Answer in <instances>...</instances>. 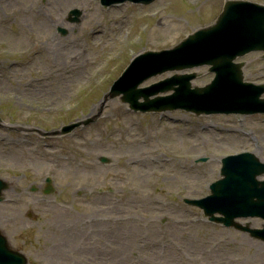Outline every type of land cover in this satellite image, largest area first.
<instances>
[{
  "label": "rangeland",
  "instance_id": "rangeland-1",
  "mask_svg": "<svg viewBox=\"0 0 264 264\" xmlns=\"http://www.w3.org/2000/svg\"><path fill=\"white\" fill-rule=\"evenodd\" d=\"M223 2L156 0L150 5L127 3L121 9L98 10V3L89 0H0V62L10 65L14 60H28L37 49L43 51L33 67L9 73L0 69V135L5 140L8 136L39 137L59 129L63 121L97 113L99 117L79 139L68 143L70 152L80 155L68 164H61L57 155L34 153L28 147L7 148L5 140L0 143V179L12 185L7 194L15 195L17 187L23 191L32 185L41 190L45 178L53 177L55 191L41 204H26L28 195L19 206L0 204V227L13 246L27 255L28 264H264V241L210 222L201 209L184 201L210 193L208 187H202L205 171L210 175L217 171L207 184L220 178L217 163L187 170L195 156H206L209 162L246 149L254 150L264 162V115L168 112L192 119V126L174 125L166 119L158 124L159 115L124 117L120 99L107 96L121 68H105L104 62L102 66L98 62L105 61L111 45L127 44L130 24L142 23L143 14L147 25H152L136 47L128 48L121 59L123 65L147 49L177 45L185 35L215 19ZM74 8L82 12L79 22L67 17ZM152 15L157 18L151 19ZM110 21L114 22L111 31L104 28ZM95 25L103 29L104 36L98 32L91 39L89 33ZM59 26L67 33H60ZM236 61L246 62L245 80L264 82L262 52ZM95 64L105 72L90 78L89 70ZM50 69L57 72L55 76L47 77ZM207 69L201 66L181 72ZM115 71L118 73L110 74ZM176 73L155 75L140 87L157 89L160 81ZM212 77L193 80L194 86H203ZM167 93L153 94L152 99ZM109 112L112 120H108ZM204 124L210 131L198 134L189 130ZM48 138L56 145L65 143L57 136ZM153 153L182 158L167 166L145 158L133 167H127L125 160L106 166L97 159L100 155L138 158ZM93 216L101 217L100 222H94ZM238 221L264 226L260 218Z\"/></svg>",
  "mask_w": 264,
  "mask_h": 264
},
{
  "label": "water",
  "instance_id": "water-1",
  "mask_svg": "<svg viewBox=\"0 0 264 264\" xmlns=\"http://www.w3.org/2000/svg\"><path fill=\"white\" fill-rule=\"evenodd\" d=\"M221 20L223 21L221 22ZM199 32L202 33L198 34L197 32L191 36L190 42L201 53L213 59L211 63L215 67H220L226 71L239 68L241 65L232 63L236 56L243 55L252 49L264 50V7L242 1L228 2L219 20L214 25L201 29ZM236 78L237 80L242 79L240 71ZM229 85H232L231 81ZM246 171L247 169L239 173L244 174L245 172V176L252 180V175ZM224 173L226 178L213 187L214 195L211 197L215 203L214 209L220 210V213L223 214L220 220L226 225H234L236 217L250 215L264 217V188L258 189L254 186L252 191H246L230 179L226 170ZM252 197H257L262 201L261 204L254 203ZM209 206L213 209L212 205ZM212 209L209 208L208 210L212 212ZM252 234L264 239V231L252 230ZM4 244L1 243L2 246ZM1 254L4 255V259H7L0 260V263L9 264L7 262L11 260V256L6 247H3ZM14 256L16 255L14 254Z\"/></svg>",
  "mask_w": 264,
  "mask_h": 264
},
{
  "label": "bare ground",
  "instance_id": "bare-ground-1",
  "mask_svg": "<svg viewBox=\"0 0 264 264\" xmlns=\"http://www.w3.org/2000/svg\"><path fill=\"white\" fill-rule=\"evenodd\" d=\"M42 55H43V51L40 50V52H38L35 56H33V60L34 62H38L40 61V59L42 58ZM55 66L57 64V61L54 63ZM84 65V61H81L79 63V67L81 68L82 66ZM86 65V64H85ZM57 72L54 71V69H50L49 70V75L47 77H50V76H55ZM82 72H79L78 74L81 75ZM192 171V170H190ZM204 178H209L210 177V173L209 172H204L203 174Z\"/></svg>",
  "mask_w": 264,
  "mask_h": 264
}]
</instances>
